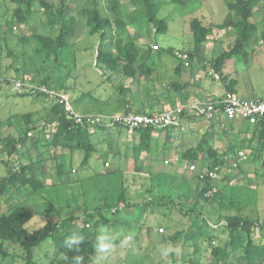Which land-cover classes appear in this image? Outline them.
Wrapping results in <instances>:
<instances>
[{
  "label": "rangeland",
  "instance_id": "rangeland-1",
  "mask_svg": "<svg viewBox=\"0 0 264 264\" xmlns=\"http://www.w3.org/2000/svg\"><path fill=\"white\" fill-rule=\"evenodd\" d=\"M51 1L56 6L60 5L59 0ZM85 1L87 0H68L66 3L64 17L69 19L76 16L78 20L75 22V32L70 37V44L56 60L48 57L45 52L37 51L38 46L33 34H55L61 25L52 27L47 22L43 9L37 4L30 13H23L26 20L19 21L15 13L17 5L11 0H0V180L8 172L4 162L7 159L14 161L17 156L15 153L9 155L11 146H5V141L7 138L21 137L27 131L26 118L31 116L35 129L28 134L22 149L27 157L41 158L45 164L44 182L48 184V188L38 192L29 185L18 184L3 195L0 194V215L9 213L12 208L20 205L31 209L34 217L25 224L24 234L41 228L50 219L60 220L67 216L80 217L77 222L70 224L68 229L81 230L86 225L81 219L86 215V210L94 211L105 194L114 195L119 181L122 180L128 201L119 204L116 213L102 209V214L94 212L88 219L90 225L87 231H96L97 239L102 243L96 249L93 264H191L190 257H200L201 254L204 257L203 263L210 264L211 248L203 247L202 253L194 254L192 248L184 246L183 236L177 240L169 238L178 229L188 227L190 217L185 216L184 212L189 207L195 206L197 210L206 208L205 201L197 200L198 182L188 172L191 162L181 165V155L202 138L220 150H225L232 140L237 151L228 156L226 166L229 167L230 161L236 157L242 144H246L245 148L249 146V139L254 131L253 125L250 126L240 119L233 120L232 131L227 128V124L226 128L220 127L198 117L193 119L190 125L186 123L184 130L172 132L170 129L169 140L166 139V130L159 131L162 136L159 137V150L155 149L157 160L143 162L132 161L130 157L132 146L139 141V136L134 130L119 132L118 128L110 129L109 132L113 134L111 137H105L102 129L100 132L95 130L91 138L96 143L97 150L89 165L84 166L83 150L72 152L68 146L53 142L52 107L55 102L47 100L44 95H19L15 91V81H24L27 78L42 82L47 79L60 92H64V85L69 86L67 91L71 95L73 105L82 113H101L108 116L116 114L115 111L123 112L122 101L115 90V86L121 84L120 74L116 72L110 75L106 65L96 64L100 38L98 34H90L87 31L85 14L81 13L82 6L88 3ZM118 1L120 12L114 14L111 9L114 0H99L103 15H108L113 20H116L118 15L123 16L125 22L120 26L114 22L113 27L106 30L105 43L111 41L116 46L117 40L127 41L133 38L137 45L142 47V52L138 54L144 55V60L151 65L156 64L155 68L164 61L180 62L174 58V51V56L166 51L172 47L184 48L185 51L195 52L201 58L213 61L232 49L237 41V34L232 27L220 29L216 26L226 20L229 14L234 13L235 10H231L233 2L183 0L181 3L179 0H152L158 18L166 19L168 24L166 31L159 32L155 24L149 21L143 0ZM253 11L251 21L255 22L258 30L264 28V0H260ZM193 18L202 19L205 25L213 29L207 41L201 45L202 51L200 48L196 50L194 46L190 29V21ZM257 43L262 45L261 49L254 48ZM155 44L159 45V50L150 49ZM107 47L103 48L106 50ZM59 60L65 62V65L62 66ZM139 60H143V56H140ZM240 63L243 70L239 69ZM195 65L198 66L199 63ZM230 65L233 69H238V73L240 71V76L247 75L252 82L251 93L241 89L238 95L264 99V41L261 35L242 40L241 45L226 59L227 68ZM199 68L201 74L209 81L210 90L222 87L223 82L210 76L206 67L203 68L200 64ZM161 74L166 78L164 70H161ZM223 78L224 76L222 80ZM109 121L110 119H106L104 123L108 125ZM260 131L261 128H258L254 132V140H257ZM126 147L130 154L121 156V151L123 153ZM245 151L248 157H254L256 154L255 150ZM166 158L170 159L169 163L165 162ZM106 161L109 166L105 165ZM193 163L196 168L202 170L208 167L206 160L203 164L200 161ZM59 164L63 165V175L59 173ZM104 169L122 171L105 176L101 175ZM163 171L167 173L160 174ZM187 172L190 176L186 178ZM226 176L227 183L222 179ZM220 178L216 182L222 197L218 199L217 206L220 203L228 205L220 208V212L224 215H241L262 223V159L257 163L247 159L239 168L222 174ZM84 196L88 198L87 203L83 199ZM178 204L183 207V211L179 209ZM102 216L108 219L107 225L101 223ZM161 227L163 232L159 230ZM218 235L220 239L228 238L227 232H219ZM128 236L131 238L128 239ZM66 240L71 243L69 238ZM67 246L63 244L59 247L52 239L46 240L33 249L34 260L38 264H50L55 256H63V251L61 254L58 251ZM236 254L242 257L243 252L238 250ZM24 258L19 239L0 243V264H24ZM240 262L244 263L243 260Z\"/></svg>",
  "mask_w": 264,
  "mask_h": 264
},
{
  "label": "trees",
  "instance_id": "trees-1",
  "mask_svg": "<svg viewBox=\"0 0 264 264\" xmlns=\"http://www.w3.org/2000/svg\"><path fill=\"white\" fill-rule=\"evenodd\" d=\"M17 5L15 9L16 18L19 21H24V12L30 13L31 9L37 4L38 7L42 8L46 14L47 22L54 27L61 25L58 32L55 34H43L34 33L33 38L37 43V51L45 52L48 57H53L57 60L58 56L65 51V48L70 44V37L75 32L74 18L66 19L64 17V9L68 0H59L60 5L56 6L51 0H11ZM146 7V14L150 22H153L157 28V31L167 30L166 19H160L157 16V12L154 7L152 0H143ZM181 3L183 0H179ZM233 2L231 10H235L233 14H229L228 18L222 23L216 26L220 29H226L232 27L237 34V41L229 51H226L216 57L213 60L214 66L218 72L221 73L226 59L231 56L234 50L240 45L242 40L256 36L257 25L251 21L253 10L260 2V0H226ZM87 4L83 5L81 11L85 14L87 19L88 29L90 34H98L100 43L98 46V52L96 57L97 65H106L112 72L119 71L124 75L134 78L137 74V69L142 71L145 67V61H141L138 64L139 58V46L133 38H129L127 41L117 40L116 46L111 41L105 43L106 30L113 27L112 20L108 16L102 14L99 6V0L85 1ZM119 1L114 0L112 4V11L114 14H119L120 8L118 6ZM69 10V7H67ZM117 24L124 25L123 16L116 17ZM115 21V22H116ZM190 29L194 37V46L196 50H199L200 46L207 41L208 36L213 32L211 26L205 25L203 20L200 18H193L190 21ZM57 31V30H56ZM158 45V44H157ZM108 46L105 50L103 47ZM155 50L153 47L150 48ZM171 48L166 49L170 51ZM192 55L195 52H189ZM197 55V54H196ZM62 66L65 62L59 60ZM57 72L58 68L55 69ZM58 74V73H57ZM50 76V75H49ZM223 75H221L222 77ZM10 79V78H8ZM49 79V78H48ZM24 83L34 85L30 89L15 90L19 95H33L34 97L44 95V93L36 90L35 87L47 86L51 89L58 90L55 86L51 85L50 80L45 79L42 82L35 81L34 79L25 78ZM170 85L176 87V82L170 83ZM69 86L64 85L63 90L68 93L67 89ZM227 90L233 91L232 85H227ZM120 90V88H119ZM45 96V95H44ZM47 100L48 98L45 97ZM54 111V121L52 123L51 132L53 133V142L55 144H61L62 146H68L72 152L76 150H83L84 156L82 165H87L93 155L96 152V143L92 140V135L95 130L102 129L105 137H111L110 129L128 131L132 128L126 126H113L102 123L99 125L90 124H79L75 123L72 119L66 117L64 110L58 103H53L52 107ZM29 121V122H28ZM31 116H27L26 122L28 123L27 131L18 139L7 138L5 146H11L9 149V155L15 153L16 159L14 161L7 159L4 164L8 168V172L0 180V194L10 191L16 185H29L34 191H40L48 188V184L44 182L45 177L43 176L45 164L41 158L34 159L32 156H28L23 151L24 142L28 138V134L35 129V126L31 122ZM213 123V121H209ZM227 124L229 130H234V121L231 119H225L221 121ZM252 124H250L251 126ZM254 131L252 137L249 139L248 147L245 148L246 144H242L239 150L256 151L254 157H248L250 162L257 163L262 159V167L264 169V120L254 124ZM226 128V127H225ZM261 128L260 134L257 140H254V132ZM170 129H154L148 128H134L139 141L132 146V154L126 147L123 152L124 155L130 154L132 161H155L156 150L158 149V140L155 136L156 131L166 130V139L169 140L171 134ZM176 129V128H175ZM213 129V128H212ZM210 129V130H212ZM227 129V130H228ZM96 132V131H95ZM208 140L202 138L196 146H191L186 149L182 155L180 164L184 165L189 162L200 161L202 164L206 160L208 162V168L212 169L216 165L226 164L228 156L236 152V144L230 140L225 150H220L216 146L208 144ZM165 144V143H164ZM166 148L167 146L164 145ZM131 149V148H130ZM156 149V150H155ZM238 150V151H239ZM138 154V155H137ZM59 173L63 175V165L59 164ZM117 171H105L101 175H112L119 173ZM202 169L197 167L196 170L188 172L192 174V177L198 182V198L197 200L205 201L206 208L197 210L195 206L189 207L185 212V216L190 217L189 225L186 229H178L169 238L177 240L181 236L184 237V246L192 248L194 254L202 253V249L211 248L209 262L210 264H263L264 263V221L260 223L257 220L242 217L241 215H224L220 212V208H225L226 204L220 203L217 206L218 199L221 198V191L219 184L213 182L211 178L205 176L203 179L200 177ZM185 173L186 178L190 176ZM166 174V171L160 174ZM228 176L222 177L224 181H227ZM221 179V178H220ZM77 180V179H76ZM75 180V181H76ZM80 181V180H79ZM116 188L114 195L111 193L105 194L103 200L100 201L99 205L95 207L94 211L86 210L84 217L81 218L86 222V225L81 229L77 230L69 228V225L75 223L80 217L67 216L60 220H48L41 228L34 230L30 234H24V226L34 217V212L26 206H15L10 210L9 213H3L0 215V243L19 239V242L24 250V264H38L34 260L33 249L40 245L42 242L52 239L55 245L61 247L66 244L67 238L82 237V241L77 245L76 243H70L71 247H66L58 251L59 254L63 251V256H55L50 264H75L74 258L77 256L82 257L81 264H93L94 254L97 247L102 244L97 239V232H88L87 228L90 225L88 221L89 217L94 212H102L104 210H111L113 213L117 212V206L123 202L128 201L124 183L122 180ZM213 185L218 187L217 192L211 196H207L206 192L213 188ZM85 203L87 199L85 196ZM129 204V203H127ZM51 206V205H50ZM178 207L183 211V207L178 204ZM210 207V211H208ZM115 208V210H113ZM212 209V211H211ZM102 214V213H101ZM101 223L108 224V219L105 216L100 218ZM98 224V223H97ZM96 224V225H97ZM216 225V226H214ZM227 232L228 238L220 239L218 233ZM259 235V236H257ZM71 241V240H70ZM104 244V243H103ZM77 248L79 250H77ZM238 250H242L243 255L239 257L236 253ZM204 257H190L191 264H204ZM243 260L244 263L240 261ZM259 260V261H258Z\"/></svg>",
  "mask_w": 264,
  "mask_h": 264
},
{
  "label": "built area",
  "instance_id": "built-area-1",
  "mask_svg": "<svg viewBox=\"0 0 264 264\" xmlns=\"http://www.w3.org/2000/svg\"><path fill=\"white\" fill-rule=\"evenodd\" d=\"M153 48L157 50L159 49V45L155 44ZM174 55L185 66H191L196 63L203 65L206 67L210 76L215 80H221V74L216 70L213 61L201 58L196 54L192 55L188 51L182 49L174 50ZM14 87L22 91L30 89V87H34V85L26 84L22 81H15ZM35 89L44 93L48 100L58 103L64 110L66 117L79 124L99 125L104 123L106 119H110L109 125L126 126L132 129L148 127L154 129H164L167 127L175 129L182 125L186 115H194L208 121H213L214 123L221 122L225 119H240L246 121L248 124L254 125L264 120V99L243 98L230 90H226L222 95L210 97L205 100L194 98L161 112L135 113L129 111L106 116L101 113H82L78 111L74 107L71 96L68 93L60 92L44 85L35 87ZM247 159L248 155L246 151L241 149L236 153V157L230 161L231 166L228 167V165L226 166V164H223L216 165L212 169L206 167L201 171L200 177L203 179L205 176H208L213 182H216L222 174L236 170ZM165 162L169 163L170 159L166 158ZM105 165L109 166V163L106 161ZM188 168L190 171L197 169L193 162L189 164ZM217 190L218 187L213 185V188L209 189L206 195L211 196L217 192ZM113 210H115V208ZM159 230L163 232L164 229L161 227ZM129 238L131 237L129 236L128 239Z\"/></svg>",
  "mask_w": 264,
  "mask_h": 264
},
{
  "label": "crops",
  "instance_id": "crops-1",
  "mask_svg": "<svg viewBox=\"0 0 264 264\" xmlns=\"http://www.w3.org/2000/svg\"><path fill=\"white\" fill-rule=\"evenodd\" d=\"M81 13L83 14V12ZM71 18H74V23L77 22L78 20L76 16H72ZM84 20L86 23L87 31L89 32L86 17L84 18ZM111 20L113 25V23L116 20L113 19ZM259 35H261L264 41V28L259 30L257 29L256 36ZM139 48H140L139 52H142L141 50L142 47L139 46ZM174 48L184 50V48H176V47ZM174 48L172 47L171 50L167 52L173 55L172 53L174 51ZM254 48L256 50L261 49L262 45L257 43L254 45ZM200 49L202 51V46L200 47ZM140 56H143V60L146 58L144 57V55L139 54V58ZM139 58H138V64L141 61H143V60H139ZM174 58L176 57L174 56ZM144 61H145L144 70L142 71V69L141 70L137 69V74L134 78L124 75L119 71H116L120 74L119 76L121 77V84L115 86V90L116 92L119 93V98H120L119 100L122 101L121 108L123 109V112H127V111H132L135 113H151L156 111L161 112L163 110L183 104L194 98L205 100L210 97H216L217 95H222L228 89L227 85L229 84L232 85L233 87L232 92L236 93L237 95L240 93L241 89L245 90L247 93H251L250 87L252 86V82L250 79L246 77L247 75L240 76V71L238 73V69H233L231 65L229 66V68H227L226 63L221 71L222 73L221 75L224 76L223 80L221 77V81L223 82L222 87L216 88L214 90H210L209 81H207L206 78L201 74V69L200 68L198 69V66L200 64L198 66H196L195 64H192L191 66H185L181 63V61L180 62L178 61L177 63H173V62L166 63L164 61L163 63H161V65L159 64V67L155 68L156 64L151 65L150 62H147L146 60ZM239 66H241V63L239 64ZM203 68L205 67L203 66ZM239 69L243 70V67L241 66ZM106 70H108L109 73H111L110 75L116 73L114 71L112 72L109 68ZM161 70H164V72H166V78L162 77ZM156 73L157 75H155ZM173 82H176V87L178 89H175L170 85V83ZM68 94L70 95L69 92ZM254 98H260V97H254ZM123 112L115 111L114 113H123ZM196 118L198 117L194 115H186L183 119L182 125L176 129L173 128L172 132L174 131L178 132L179 130H184L186 128L185 124L187 123V125H190V122ZM214 124L219 125L220 127L222 126L225 127L223 122H218ZM96 132H100V130ZM158 132L159 131L157 130L155 133L157 139L159 137L161 138L162 136V133L161 132L158 133ZM160 138L158 139V143ZM197 144L198 142L191 146H196ZM122 155L123 153L121 151V156ZM92 157L94 156L92 155ZM89 163L87 165H89ZM103 172H105V169Z\"/></svg>",
  "mask_w": 264,
  "mask_h": 264
},
{
  "label": "clouds",
  "instance_id": "clouds-1",
  "mask_svg": "<svg viewBox=\"0 0 264 264\" xmlns=\"http://www.w3.org/2000/svg\"><path fill=\"white\" fill-rule=\"evenodd\" d=\"M71 240L72 243H76L77 245H79V243L82 241V237H72V238H69ZM66 244L68 245V247H71V244L68 243V240H66ZM77 250H79L77 248ZM75 260V264H81V261H82V257L80 256H77L74 258Z\"/></svg>",
  "mask_w": 264,
  "mask_h": 264
}]
</instances>
